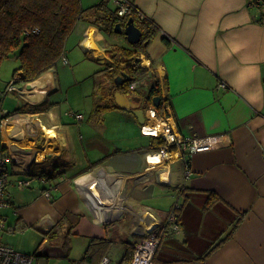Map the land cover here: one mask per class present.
<instances>
[{"label": "crops", "instance_id": "0c3cea01", "mask_svg": "<svg viewBox=\"0 0 264 264\" xmlns=\"http://www.w3.org/2000/svg\"><path fill=\"white\" fill-rule=\"evenodd\" d=\"M108 1L116 15L115 0ZM128 1L158 27L130 62L106 54L113 46L125 47L107 44L95 24L111 13L106 0H80L83 9L106 4L89 9L65 44L76 43L108 70L138 69L123 84L126 92L120 91L128 107L143 109V125L171 114L182 137L216 135L219 145L151 165V153L162 145L151 147L161 139L142 135L137 118L116 106L112 84L105 103L113 106L106 109L124 119V128L63 112L51 100L63 90L51 69L33 83H19L23 89L33 84L29 97L38 100L17 91L20 107L51 106L14 111L13 128H5L13 162L3 231L34 226L41 232L34 252L19 251L34 255V264H101L103 258L121 264L149 227L160 236L154 264H264V0L257 6L250 0ZM68 55L65 46L67 63ZM154 97L160 98L158 111ZM22 180L29 184L20 185ZM210 194L217 199L207 206ZM175 205L177 229L168 222ZM10 217L14 224H8ZM99 240L105 242L98 245ZM92 242L90 261L81 262Z\"/></svg>", "mask_w": 264, "mask_h": 264}, {"label": "trees", "instance_id": "16d2710c", "mask_svg": "<svg viewBox=\"0 0 264 264\" xmlns=\"http://www.w3.org/2000/svg\"><path fill=\"white\" fill-rule=\"evenodd\" d=\"M105 4V2H100L91 8L83 9L80 0H0V64L16 52L15 58L18 66L13 70L12 78L17 74L20 76L15 81L16 83H30L36 80L42 74L55 68L57 63H61V56L65 55V42L77 21L83 18L89 9H100ZM133 20L142 32L141 42L128 47L109 48L106 54L112 59L120 56L121 62H130L134 54L139 50H144L155 36L158 27L153 21L146 18L138 19L136 15L133 16ZM100 23L105 26L102 27ZM117 23H120V19L111 11L104 18L97 19L95 24L101 32L115 34L114 27ZM104 70L108 71L112 78V95V92L116 90L113 79L121 71L117 66L109 70L104 68ZM124 70L131 75L132 80L139 75L135 67L127 66ZM124 85L120 87L121 91H125ZM153 90L154 88L148 95V101L153 97ZM49 106L51 104L48 103L39 105L25 103L15 112H38L47 110ZM112 106L111 102L108 107ZM156 109L158 111L160 105ZM163 143V140L158 141L151 148L158 149ZM216 199V195L210 194L206 205H212ZM104 242V240H99L97 244ZM93 244L92 242L81 262L90 261ZM132 254L133 249L128 248L121 264L129 263Z\"/></svg>", "mask_w": 264, "mask_h": 264}, {"label": "built area", "instance_id": "2783aa9c", "mask_svg": "<svg viewBox=\"0 0 264 264\" xmlns=\"http://www.w3.org/2000/svg\"><path fill=\"white\" fill-rule=\"evenodd\" d=\"M262 0H250L251 5H260ZM116 5V16L120 19V23L125 25L129 18H133L134 15L138 19H145L143 13H141L131 2L128 0H115ZM61 63L66 64L67 59L65 55L61 56ZM134 65H139L140 63L133 62ZM20 76L15 75L10 82L6 85L3 91L0 90V231H3L6 227L5 217L2 215V210L9 207V199L6 192V187L9 184L11 170L10 164L13 162V157L8 150V146L5 147L3 137L4 132L7 128H13L11 123L12 115L2 107V101L6 94L11 91H18L17 84L15 81L18 80ZM225 87L224 84L220 85ZM135 83H130L129 88L134 89ZM76 120L81 121L83 115L70 113ZM6 128V129H5ZM11 132V129H8ZM142 135L158 138L164 141L162 146L158 151L151 153L149 157L150 164L157 165L161 163H168L172 160L180 159L184 153H200L207 152L215 149L220 143L219 136L208 135L204 137H199L193 135L188 138H184L178 132L177 124L175 119L171 114L165 115L159 119L158 122L154 124H145L141 126L140 129ZM39 159H44L45 154H40ZM190 168L189 163H185V176L189 177ZM22 186H27L29 181L22 180L19 182ZM94 183L91 187L95 186ZM48 195V194H46ZM97 200L100 201L99 196ZM178 205H175L174 209L170 212L168 217V222L174 224V228H178V215L176 209ZM160 236L154 232L152 227L146 230L145 235L138 240L133 246L132 259L129 264H154L153 257L155 251L159 245ZM34 255L24 254L16 251L12 247L0 242V264H34ZM108 259L103 258L101 264H107Z\"/></svg>", "mask_w": 264, "mask_h": 264}, {"label": "rangeland", "instance_id": "374dc122", "mask_svg": "<svg viewBox=\"0 0 264 264\" xmlns=\"http://www.w3.org/2000/svg\"><path fill=\"white\" fill-rule=\"evenodd\" d=\"M106 2L110 11H114V5L108 0H106ZM100 24L102 27L105 26L102 23ZM102 33L107 44L125 47L129 46L125 36L122 34H107L104 31H102ZM91 36L92 34L88 37L86 45L90 44ZM65 46L66 53L69 54L68 65L65 64L66 66H64L63 63L59 62L56 67L53 68L55 77H57L58 80H60V84L63 85V90L62 92L52 94L51 100L56 101L59 105L61 104L63 112L66 111L67 113L72 112L76 114L80 112L87 118L91 117L96 121L103 120L107 126H112L116 122H119L118 128H124V119L118 117L116 114H111V112L104 108L107 105V94L112 84V78L109 76L108 71L104 70V67L100 66L97 61L86 58L76 43L70 41L67 42ZM15 55L16 52L8 59L3 60L0 64V89H3L7 84L6 82L11 80L13 70L18 66ZM19 85L21 84L18 83L17 87ZM32 87L33 84H29L28 88L25 87V89L22 90L24 96L27 93L29 95L33 90ZM25 98L29 101L38 100L26 96ZM20 99V95L17 91L8 92L3 99V107L9 111L10 114H13L14 111L22 105ZM125 132L130 133L129 129H126ZM14 221L15 218L12 217L10 221H8V224H14ZM13 229L15 230L13 231L6 228L5 231H0V242L12 247L16 251L30 249L28 252L32 253L36 250L39 242L42 241L41 232L34 226L25 227L22 230L16 229L15 226H13Z\"/></svg>", "mask_w": 264, "mask_h": 264}, {"label": "water", "instance_id": "95a60500", "mask_svg": "<svg viewBox=\"0 0 264 264\" xmlns=\"http://www.w3.org/2000/svg\"><path fill=\"white\" fill-rule=\"evenodd\" d=\"M114 33L124 35L129 45H136L141 42L142 32L135 25L133 18H129L125 25L117 23L114 27ZM131 79L132 77L127 75L125 72H120L119 75L114 77L113 84L116 89L114 92V103L116 104V106L131 112L137 118L138 122L143 125L145 122L143 109H141L138 104L136 105L133 103L130 105V107H128L127 102L129 101V98L120 91V87L123 86L125 81H131ZM25 87L28 88L29 84H25ZM22 89L23 86L21 85L17 87L18 92H21ZM159 100V97L153 98L154 107L158 106Z\"/></svg>", "mask_w": 264, "mask_h": 264}, {"label": "bare ground", "instance_id": "6f19581e", "mask_svg": "<svg viewBox=\"0 0 264 264\" xmlns=\"http://www.w3.org/2000/svg\"><path fill=\"white\" fill-rule=\"evenodd\" d=\"M24 89H25V88H24ZM25 92H27V91H25ZM22 93H23V94H22ZM21 94H22V96H24V92L21 91ZM25 96H26V97H29L28 94H25ZM25 96H24V97H25ZM47 133H48L49 136H51V135L53 136V134H54V132L51 131V130H49V131L47 130ZM48 135H47V136H48ZM53 137H54V136H53ZM95 186H96V185H95ZM95 186H94V187H95ZM118 198H119V197H118ZM102 203H103V202H102ZM106 206H108V205H106Z\"/></svg>", "mask_w": 264, "mask_h": 264}]
</instances>
